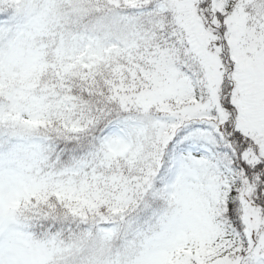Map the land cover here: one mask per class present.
Returning <instances> with one entry per match:
<instances>
[{
	"label": "snow or ice",
	"instance_id": "6c2138e0",
	"mask_svg": "<svg viewBox=\"0 0 264 264\" xmlns=\"http://www.w3.org/2000/svg\"><path fill=\"white\" fill-rule=\"evenodd\" d=\"M0 264H264V0H0Z\"/></svg>",
	"mask_w": 264,
	"mask_h": 264
}]
</instances>
